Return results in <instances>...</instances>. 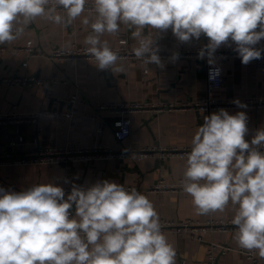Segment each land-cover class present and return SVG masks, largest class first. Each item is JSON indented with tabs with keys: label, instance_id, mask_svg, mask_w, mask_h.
Returning a JSON list of instances; mask_svg holds the SVG:
<instances>
[{
	"label": "clouds",
	"instance_id": "1",
	"mask_svg": "<svg viewBox=\"0 0 264 264\" xmlns=\"http://www.w3.org/2000/svg\"><path fill=\"white\" fill-rule=\"evenodd\" d=\"M88 0H0V45L19 39L37 18L68 26L86 11ZM95 18L84 43L100 70L123 72L105 33L120 25L133 27L134 55L163 67L156 46L157 30L171 29L181 42L208 43L209 78L218 76L214 55L235 44L243 65L264 58V0H93ZM56 5L64 14L57 11ZM151 29V32H146ZM258 29V30H257ZM173 60L179 54H173ZM215 74V76L213 75ZM238 107H246L234 100ZM246 112L226 109L204 117L191 140L182 190L197 215L224 212L231 203L235 239L264 258V127L250 141ZM177 252L162 232L154 204L135 188L98 181L69 194L53 183L13 191L0 187V264H176Z\"/></svg>",
	"mask_w": 264,
	"mask_h": 264
},
{
	"label": "crops",
	"instance_id": "2",
	"mask_svg": "<svg viewBox=\"0 0 264 264\" xmlns=\"http://www.w3.org/2000/svg\"><path fill=\"white\" fill-rule=\"evenodd\" d=\"M93 3V0H88ZM64 14L62 9H57ZM94 10H86L70 25L55 24L45 18H37L25 28L24 34L13 42L0 45V77H34L42 85H0V113H41L36 123L19 127L10 126L0 131V149L13 143L20 156H27L39 148H91L102 145L115 151L144 147L169 148L191 147V140L198 126L204 122V115L196 110L151 114L137 113L132 116V134L123 143L114 137V123L119 119L100 106L113 103H145L151 105L192 102L207 96V59H161L162 65L144 64L140 61H117L123 72L112 69L100 70L96 60L53 61L51 54L57 50H71L74 47H88L84 43L90 28L83 19L94 21ZM135 29L120 25L117 34L105 33L102 39L116 47L123 39L128 48L134 49L138 41L132 37ZM258 30V29H257ZM151 32V29H146ZM34 44L40 56L31 55L26 47ZM156 46L165 53L177 54L195 52L208 43L204 35L199 40L179 41L171 29L157 30ZM261 41L258 45H261ZM235 47L234 43L222 45L218 50ZM213 67L222 72L224 82L215 96L223 99H244L264 95V79L257 70L254 60L247 65L240 58L214 56ZM28 63V67L23 65ZM147 71V73H145ZM78 97L74 119L67 113L71 105L66 102ZM230 114L239 111L247 113L250 122L245 139L250 141L257 129L264 127V109L227 110ZM217 112V111H215ZM214 113V112H212ZM211 113V114H212ZM5 133V134H3ZM264 151V150H263ZM186 159L168 158L161 160L147 157L137 160H99L91 164L79 162L68 166L11 165L0 166V187L6 190L22 191L33 185L53 183L65 192L74 185L87 188L98 181L109 180L121 184L125 189L137 187L155 207L160 221H229L235 209L229 203L224 212L197 215L192 198L185 192L149 193L148 189L164 181L175 186L184 179ZM69 193H66V196ZM236 232L209 233L204 241L194 239L188 231L165 234L177 252L176 264H209V244L231 247L223 254L217 251L218 264H252L236 239ZM262 264V263H260Z\"/></svg>",
	"mask_w": 264,
	"mask_h": 264
},
{
	"label": "built area",
	"instance_id": "3",
	"mask_svg": "<svg viewBox=\"0 0 264 264\" xmlns=\"http://www.w3.org/2000/svg\"><path fill=\"white\" fill-rule=\"evenodd\" d=\"M57 7V9H62L59 6L51 5ZM86 10H94V3H87L85 6ZM262 44L256 47L264 48V40ZM116 51L120 57L119 60L126 61H140L132 49L128 48V40L123 39L119 42V45L116 47H111ZM235 47H232L227 50H217L214 56H219L223 58L235 57L238 58V54L234 51ZM27 51L31 55H43L35 51L34 44L29 42ZM86 47H74L71 50H57L51 54V59L53 61L60 60H95L86 50ZM200 50L191 52L186 51L183 53H178L179 58L193 59L198 58V53ZM158 55L160 59H165L173 55L165 53L159 49ZM264 57V53H262ZM207 59V57H205ZM118 60V61H119ZM208 61V60H207ZM255 66L258 71L263 76L264 79V58L254 60ZM145 64V63H144ZM25 68L28 67V63L23 65ZM219 69V68H218ZM210 66L207 67V96L198 101L192 102H180V103H170V104H158L151 105L145 103H113L101 105L99 108L101 111H109L110 113L119 116V119L114 123V137L115 139L123 143L132 134V116L137 113L148 112L151 114H162L166 112H175V111H187V110H196L200 113H203L206 116H209L212 112L218 111L223 108L226 110H251V109H264V95L261 97H247L244 99H223L215 96V92L218 89H221L223 86L224 78L222 72L218 76H215L214 79L209 78ZM147 73V71H145ZM22 85V86H33V85H42L43 81L32 78V77H0V85ZM234 100H239L246 107H238ZM71 105L70 112L67 115L74 119L78 114L75 105L78 103V97L74 96L69 101H66ZM44 113H29V114H18V113H0V131H4L10 126H21L24 124H33L36 123L38 118ZM250 120H248V123ZM264 149H262L263 151ZM191 147L178 148V147H169V148H153V147H144L141 149H126L122 151H115L109 149L102 145H97L91 148H39L37 151L28 154L27 156H20L17 153V150L14 148L13 143H8L7 146L0 149V166H11V165H38V166H68L73 163H87L91 164L99 160H137L142 161L147 157H156L161 160L168 158H180L186 159L187 154L190 153ZM182 181L180 180L175 186L166 185L164 181L157 183L156 185L148 189L149 193H167L171 191L175 192H184L182 190ZM133 188L137 190V187H129L127 190L131 191ZM70 189L65 193H70ZM162 232L165 235L168 232H190L194 239L199 241H204V236L209 233H227V232H236L237 227L231 223V220H209L206 223L200 221H186L178 223L176 221H162ZM233 249L231 247L209 244L208 249V259L209 264H218L217 263V251H220L223 254H226ZM248 259L252 264H264V258L257 257L255 252H245ZM181 264H185L183 260H180Z\"/></svg>",
	"mask_w": 264,
	"mask_h": 264
},
{
	"label": "water",
	"instance_id": "4",
	"mask_svg": "<svg viewBox=\"0 0 264 264\" xmlns=\"http://www.w3.org/2000/svg\"><path fill=\"white\" fill-rule=\"evenodd\" d=\"M3 134H5V133H3Z\"/></svg>",
	"mask_w": 264,
	"mask_h": 264
}]
</instances>
